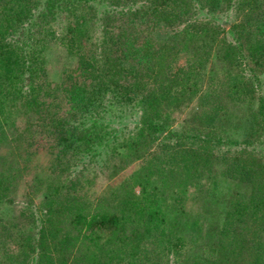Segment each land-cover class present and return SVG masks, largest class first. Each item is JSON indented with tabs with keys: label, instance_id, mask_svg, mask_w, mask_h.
<instances>
[{
	"label": "trees",
	"instance_id": "1",
	"mask_svg": "<svg viewBox=\"0 0 264 264\" xmlns=\"http://www.w3.org/2000/svg\"><path fill=\"white\" fill-rule=\"evenodd\" d=\"M157 28L163 36H156ZM227 29L234 32L232 39L224 35ZM214 46L221 58L211 90L203 104L185 106L182 124L172 126L170 115L191 98ZM57 49L68 62L75 59L73 66L34 78L33 68H45ZM260 67L264 0H0V205L12 212L0 216V264H163L169 256V264L235 262L238 255H213L243 249L235 243L244 238L240 223L264 196V160L253 159L254 140L232 137L228 123L238 115L231 107L243 104L246 120L260 116L264 129ZM109 92L112 105L140 96L137 137L121 146L129 151L134 146V153L146 138L166 142L167 166L156 164L170 173L162 185H173L172 175L182 176V192L205 190L213 201L224 176L246 187L252 202L234 192V207L222 224L210 221L206 236L190 241L170 228L180 216L167 219L183 208L185 198L163 195L165 190L151 184L150 171L113 186L110 195L85 189L79 175L64 176L83 151L99 156L105 174L116 170L119 150L113 137L108 142L104 119L98 122L108 109L98 106ZM78 110L81 122H67L65 113ZM107 134L101 150L94 136L103 143ZM237 144L239 149L230 150ZM177 156L179 162L170 164ZM33 172L28 191L46 198L39 229L35 210L28 203L15 205L21 178ZM142 208L148 210L141 215ZM206 213L201 212L203 220ZM186 224L200 233L198 218ZM228 236L232 239L225 242ZM254 251L253 264H264V237Z\"/></svg>",
	"mask_w": 264,
	"mask_h": 264
},
{
	"label": "rangeland",
	"instance_id": "2",
	"mask_svg": "<svg viewBox=\"0 0 264 264\" xmlns=\"http://www.w3.org/2000/svg\"><path fill=\"white\" fill-rule=\"evenodd\" d=\"M105 5L100 4V9H102ZM225 23V21H223ZM224 35H227L228 39H232L234 37V32L230 29H227ZM164 30L161 28H157L155 30V34L158 37H161V35H164ZM57 53L53 54L48 57L46 62H43V65L45 68L40 69L37 67L33 68L32 75L34 78H44L45 74L47 72H57V70H62L64 68H70L73 66V63L75 62V59L68 62V59H66L65 56L61 55L60 50L57 49ZM221 52L217 47H213L211 49V52L209 54V58L206 61L201 73L200 77L198 79V84L194 92L191 93V98L188 100L186 98L184 102V110H181V108L175 107L174 112L170 115L169 122L172 126H180L182 124L181 118H183V113L188 106L190 108L191 106H196L203 104L205 98L207 97L209 91L212 88L213 82H215L218 71L220 70V56ZM60 55V56H59ZM40 66V64H38ZM255 66V65H253ZM256 72L259 74V77L261 78V87L260 92L264 93V68L260 67L256 70ZM252 71L247 73L248 78L251 77ZM58 77V76H57ZM187 94V93H186ZM137 94H131L133 96L134 100H129L126 103L117 104L114 101V104L112 105L110 100H114L112 98L114 94L111 92L107 93V96L105 95L106 99L103 104L98 106L99 109H104L103 106H106L108 109H105L102 111V115H105L101 119H98V122L104 121L108 125L107 129L109 132V140L113 137L114 141H112V145H116L118 148V156L116 158V170L111 174H105L97 162V159L99 160V156L95 155L92 156L91 154H86L84 151L78 153V155L75 156L79 160L76 166H72L70 163V173L64 174V176L70 175L73 178H76V175H79L77 178L78 181L81 182L83 187L85 189H90L93 191H96L98 194H108L110 195V190L113 186L117 187L120 184L123 183L124 180L129 179L132 175H134L137 172H144L145 170L150 171V182L157 183L160 188L163 190V195L170 196V195H178L185 198L184 199V206L179 211L173 210L172 214L170 213L168 216V221L172 220V215H178L180 218L178 220H175L171 222L170 228L173 232V235H185L189 240L190 238L193 239H203L206 236V232L208 231L209 223L212 221L213 226L221 225L224 220V215L227 211V209L233 208L232 203V195H234V192H238L234 197L238 198H244L243 200L246 202L248 199L249 202H252L251 197L247 195L248 193H245L246 187H243L240 182L232 181L229 177L221 176L219 178L218 184L216 185V196L218 199L211 200L210 194L208 195L205 190H202L199 194L196 192V189L191 187L184 193L182 192V187L184 182L182 184L180 183L183 181L182 176H173V185L163 184L162 180L165 177H168L170 173H165L164 171H159V167L156 166L158 164L160 167H165L167 164L165 163L168 159V157L165 159V146L166 142L160 141V138H156L155 141H150L149 138H146L145 143H139L137 145L136 151L133 153L134 146L130 149L126 148L125 146H121V141L124 140L125 143L129 136H136L138 128L141 125V109H139V103L141 102L140 96H136ZM132 98V97H131ZM140 100V101H139ZM97 104V102H96ZM109 104V105H108ZM138 104V105H137ZM187 104V105H185ZM254 107H256L257 102L256 98L253 102ZM243 104H241V107ZM231 107V105H229ZM239 106H233L231 109L235 112H232L233 114H238L233 119L230 118L229 128L232 130V137L243 141V140H250L253 139V143L251 144L250 148L255 149L253 151V159L256 157H260L259 159L264 160V129H261V117L258 116L256 118V122H250L249 119L246 120V116H243L242 111L244 108H242V111L240 110ZM82 112V111H81ZM80 110L72 112V113H65L67 116L66 121L72 125L77 124L80 121V118L82 116ZM238 112V113H237ZM244 112V111H243ZM162 114L167 117L169 115L167 109H163ZM251 119V117H250ZM79 120V121H78ZM233 126H235L233 128ZM251 126V127H250ZM254 126V128H253ZM257 127V128H255ZM252 132V134H251ZM118 135H121L118 137ZM107 136L103 139V143L99 140V137L94 136V139L96 140V145H99L101 147V150H103L104 144L107 142ZM131 137V138H132ZM167 141V140H166ZM11 144H9L10 146ZM111 145V144H110ZM126 145V144H125ZM229 146L225 147L228 148ZM241 146L240 144L233 145L230 150L235 152V150L239 149ZM223 148V150H225ZM222 151V149H218V153ZM227 151V150H226ZM120 152H123L121 154ZM252 152V151H251ZM131 153V154H130ZM44 158V161L47 160V156H42ZM251 158V157H250ZM165 159V161H164ZM252 159V160H253ZM163 162V163H162ZM178 156L175 160L170 162V164H176L178 163ZM168 164V165H170ZM161 169V168H160ZM34 175L33 173H30L29 175H25L20 180V192L17 195V202L15 205L18 204H27L30 205L36 212V224L35 226L39 229L43 225V218H44V204L46 202V198L43 192H39L38 194H31L29 193V183L32 180V177ZM68 178V177H67ZM66 179V177H64ZM160 190V189H159ZM179 191V192H178ZM181 192V193H180ZM239 194V195H238ZM105 195V196H108ZM173 199V198H172ZM262 199L261 198L256 205H252L250 208L249 214L245 215V219L243 222L240 223V231L241 236L244 238L242 240H237L235 245L237 248L239 245L242 249L239 251V254L232 253L230 256L228 253L216 252L213 256H219L220 259L226 257L229 259V257L235 258V255H238V259L235 262H231V264H253V259L255 258V247L258 244V241L261 240L262 237H264V204L262 205ZM232 200V201H231ZM29 201V202H28ZM254 202V199H253ZM216 204V205H215ZM253 204V203H252ZM13 204V206H15ZM17 207V206H16ZM144 207V206H143ZM11 209L10 206L8 207H2L0 205V216L7 217L11 215ZM148 209L142 208L141 215L144 214ZM202 211H207L206 214H209V217L207 219L203 220V216H201ZM174 212H178L175 214ZM223 215V217L221 216ZM140 215V216H141ZM139 216V213L137 214ZM194 218H198L199 220V234H195V232H191L187 229V224L191 222ZM179 221V223H178ZM189 221V222H188ZM202 222V223H201ZM178 223V224H176ZM201 224V225H200ZM176 225V226H175ZM232 239V237L227 238L228 242ZM191 241V240H190ZM188 255V254H186ZM54 259L58 257V254L54 251L53 252ZM201 256V255H199ZM168 259V257H166ZM170 260V256H169ZM165 260L162 261L163 264H169ZM57 262V261H56ZM167 262V263H166ZM53 264H59V263H53ZM174 264V262H172ZM176 264V263H175ZM189 264H196L194 261H190Z\"/></svg>",
	"mask_w": 264,
	"mask_h": 264
}]
</instances>
